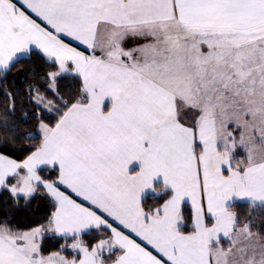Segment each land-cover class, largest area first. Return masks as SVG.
<instances>
[{"label": "crops", "instance_id": "obj_1", "mask_svg": "<svg viewBox=\"0 0 264 264\" xmlns=\"http://www.w3.org/2000/svg\"><path fill=\"white\" fill-rule=\"evenodd\" d=\"M166 23L261 29L264 0H0V72L37 51L58 64L57 75H78L87 97L55 127L40 125L42 143L25 161L0 153V191L29 197L41 186L57 204L48 234L108 230L92 249L77 245L78 261H62L57 253L25 254L0 227V264H264V239L237 228L229 210L236 202L264 206V158L231 168L214 115L195 128L188 118L179 123L173 92L128 58L103 54L113 31ZM209 139L211 158L203 148ZM43 168H56L57 180L44 181ZM165 190L171 198L147 212L143 199ZM185 203L194 213L191 233L180 231ZM116 249V260L103 263L100 255Z\"/></svg>", "mask_w": 264, "mask_h": 264}, {"label": "rangeland", "instance_id": "obj_2", "mask_svg": "<svg viewBox=\"0 0 264 264\" xmlns=\"http://www.w3.org/2000/svg\"><path fill=\"white\" fill-rule=\"evenodd\" d=\"M108 39L104 56L128 58L152 82L177 96L179 123L188 118L184 122L195 128L207 114L216 117L225 160L232 164L238 148L245 152L248 162L264 158V23L261 29L244 32L155 24L113 31ZM50 88L54 91L55 84ZM36 101L52 109V103L43 96ZM230 125L235 131H229ZM203 148L209 158L216 151L211 140ZM48 231L40 227L11 237L25 254L39 255L40 240ZM55 258L65 261L59 253Z\"/></svg>", "mask_w": 264, "mask_h": 264}, {"label": "trees", "instance_id": "obj_3", "mask_svg": "<svg viewBox=\"0 0 264 264\" xmlns=\"http://www.w3.org/2000/svg\"><path fill=\"white\" fill-rule=\"evenodd\" d=\"M56 62L48 60L37 51L15 61L8 69L0 72V153L16 161H25L42 143L40 125L47 124L53 128L63 115L76 103L86 102L87 97L81 78L74 74L57 75ZM55 84L53 91L50 87ZM52 103L47 110L38 104L37 97ZM229 131H235L230 125ZM236 133H240L239 130ZM198 153L200 147L197 146ZM245 152L238 148L232 155V167L243 170L250 162L246 161ZM44 181L55 182L58 178L56 168H43L39 171ZM9 179L7 184H11ZM161 185H156L160 188ZM172 196L170 190L162 194L151 193L143 199V208L147 212L162 207ZM57 209L56 202L41 186L36 187L29 197L14 196L8 188L0 191V227L12 233H25L33 229L46 227L52 223ZM229 210L236 215L237 228H246L260 239H264V206L251 203L236 202ZM183 224L180 231H194V213L189 203L182 207ZM210 224V221H207ZM108 235L106 229H94L79 237H61L47 234L40 240L39 256L47 258L59 253L78 261L81 254L76 250L80 243L92 249L96 243ZM219 245L227 249L231 241L222 240ZM116 249L111 253H103V263H111L120 254Z\"/></svg>", "mask_w": 264, "mask_h": 264}]
</instances>
